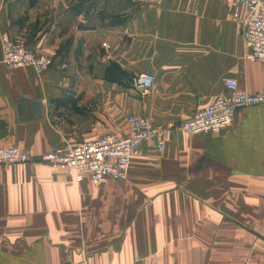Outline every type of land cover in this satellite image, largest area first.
<instances>
[{
  "label": "crops",
  "instance_id": "crops-1",
  "mask_svg": "<svg viewBox=\"0 0 264 264\" xmlns=\"http://www.w3.org/2000/svg\"><path fill=\"white\" fill-rule=\"evenodd\" d=\"M73 1L0 0V147L38 157L122 137L129 116L164 129L163 146L144 141L127 178L99 186L44 162L0 166V264H264V109L237 110L218 134L178 128L226 79L249 94L264 86V65L246 59V10L107 0L127 19L84 29ZM4 36L68 67L9 69ZM140 73L153 77L141 98L129 83Z\"/></svg>",
  "mask_w": 264,
  "mask_h": 264
},
{
  "label": "built area",
  "instance_id": "built-area-1",
  "mask_svg": "<svg viewBox=\"0 0 264 264\" xmlns=\"http://www.w3.org/2000/svg\"><path fill=\"white\" fill-rule=\"evenodd\" d=\"M233 15L241 8L246 10L242 21L241 35L248 50L246 59L264 65V0H230ZM2 63L9 69L30 67L37 73L51 68L65 69L66 63L56 65L52 56L33 53L25 42L17 37L1 38ZM153 84V77L146 73L133 76L131 87L143 97ZM225 91L202 109L178 126L190 135L218 134L233 121L237 110L260 105L264 109V86L255 94L239 89L234 79H226ZM129 134L118 137L107 134L93 141H86L66 149L54 148L49 152L31 157L16 146L0 147V165L23 162H44L51 168L64 171L75 184L90 180L93 185H101L111 178L126 179L133 157L140 153L144 141L156 138V147L161 148L164 129L151 126L145 117L127 118Z\"/></svg>",
  "mask_w": 264,
  "mask_h": 264
},
{
  "label": "trees",
  "instance_id": "trees-1",
  "mask_svg": "<svg viewBox=\"0 0 264 264\" xmlns=\"http://www.w3.org/2000/svg\"><path fill=\"white\" fill-rule=\"evenodd\" d=\"M36 1L37 0H29L30 5H34L36 3ZM84 1L85 2L78 0L76 2V0H75L74 2H76V4H72L71 8L76 14L82 15V16L87 14L86 9H84L82 7V5H84V3H86V0H84ZM96 16H97V19L100 21L99 25H103L105 21H108V24L107 23L105 24L107 26H118V25L122 24L127 19V15L124 13L123 14L108 13L104 8L98 9V13L96 14ZM84 26L85 25H81L80 27L84 28V29H86V28L89 29V28L95 27L94 25L85 26V27Z\"/></svg>",
  "mask_w": 264,
  "mask_h": 264
},
{
  "label": "rangeland",
  "instance_id": "rangeland-1",
  "mask_svg": "<svg viewBox=\"0 0 264 264\" xmlns=\"http://www.w3.org/2000/svg\"><path fill=\"white\" fill-rule=\"evenodd\" d=\"M78 0H76L77 2ZM82 2H85L84 0H81ZM112 1V0H110ZM76 2L73 1V4H76ZM113 2H116V0H113ZM107 3V0H86V3H84V5H82V7L84 9H86V12L87 14L84 15V16H81L83 18V20H85L83 22V25L85 26H90V25H98L100 24V21L97 19V16L96 14L98 13V9L102 8L103 5H105ZM117 5V4H116ZM127 7L129 9V13H132L133 12V4L132 2H128L127 4ZM88 9V10H87ZM94 10V11H93ZM92 16V17H91ZM108 24V21H105L104 24ZM132 78V77H131ZM131 78L129 79V83H130V80ZM131 86V85H130ZM139 96V95H138ZM140 97V96H139ZM141 98V97H140ZM179 128V127H178ZM164 137V135H163ZM163 137H162V141H163ZM162 146H163V143H162ZM161 146V148H162ZM156 147V145H155ZM157 148V147H156ZM161 148H157V149H161ZM140 153H141V150H140ZM139 153V154H140ZM138 154V155H139ZM137 155V156H138ZM17 164H21V163H17ZM12 165H15V164H12ZM0 166H9V165H0ZM112 179H117V178H112ZM73 180V179H72ZM123 180V179H122ZM89 181V180H88ZM90 182V181H89ZM91 183V182H90ZM92 184V183H91ZM93 185V184H92ZM100 185V184H99ZM99 185H94V186H99ZM102 185V184H101Z\"/></svg>",
  "mask_w": 264,
  "mask_h": 264
},
{
  "label": "water",
  "instance_id": "water-1",
  "mask_svg": "<svg viewBox=\"0 0 264 264\" xmlns=\"http://www.w3.org/2000/svg\"><path fill=\"white\" fill-rule=\"evenodd\" d=\"M31 106H32V108H34L33 109L34 117L35 118H39V116H41V114H39L41 112V111L39 112L40 102H34V103L31 104ZM34 106H36L38 109L35 110V107Z\"/></svg>",
  "mask_w": 264,
  "mask_h": 264
},
{
  "label": "bare ground",
  "instance_id": "bare-ground-1",
  "mask_svg": "<svg viewBox=\"0 0 264 264\" xmlns=\"http://www.w3.org/2000/svg\"><path fill=\"white\" fill-rule=\"evenodd\" d=\"M111 179H112V178H111ZM109 180H110V179H109ZM109 180H108V181H109ZM89 181H90V180H89ZM106 183H107V182H106ZM104 184H105V183H104Z\"/></svg>",
  "mask_w": 264,
  "mask_h": 264
}]
</instances>
